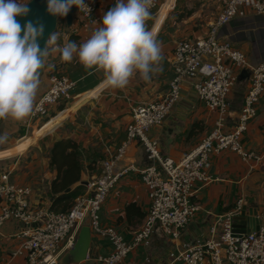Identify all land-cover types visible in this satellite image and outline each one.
<instances>
[{
    "label": "crops",
    "instance_id": "0c3cea01",
    "mask_svg": "<svg viewBox=\"0 0 264 264\" xmlns=\"http://www.w3.org/2000/svg\"><path fill=\"white\" fill-rule=\"evenodd\" d=\"M167 1L162 5L153 26H149L150 20L147 21L148 29L153 31L155 36L172 5L173 11L169 16L171 28L175 24L178 26L180 23L188 22L197 10L207 5V0ZM114 4L115 0H101L94 30L101 26L103 15ZM180 13H190V16L180 20L178 16ZM218 15L212 20L209 18L206 35L210 23H213ZM72 27V34L79 37L76 41L78 45L92 34L87 28L78 31L74 24ZM185 35L195 34L187 31ZM168 36V33L165 35L162 32L156 36L163 47L162 73L154 76L151 83H145L137 74L122 90L107 87L102 71L85 70L75 57L70 63L63 62L60 52L53 50L55 46L49 48L45 67L40 74L36 100L48 89L51 73L64 75L76 82L75 90L68 98L79 100L51 118L40 129H38L40 121L31 119L30 116L22 122L10 118L0 120V135L6 133L8 136L7 142L0 144V159L14 156L11 157L9 166L3 163L2 167L3 169L7 167L6 170L11 172L10 180L16 185L34 187L30 197V205L34 211H45L50 207L49 185L54 174L47 167L48 153L43 163H40L41 157L32 162L28 160L27 155H15L22 154L37 139L62 122L49 133L50 144L47 151L49 152L52 141L57 138H72L80 145L83 170L78 185L83 187V193L87 192V183L99 175L101 162L108 155L114 154L124 142L126 127L131 121L132 108L141 103L159 100L166 93L173 77L171 59L177 42L170 40ZM218 36L229 41L234 49L241 51L251 65L264 61V14L257 15L252 10H246L244 17L235 18L221 27ZM68 39L69 37H63L57 43L62 47ZM49 65H52L51 69ZM236 74L237 80L228 95L229 109L222 129L224 133H229L235 127L250 86V74L247 73V69L236 71ZM240 75L243 77L239 78ZM55 106L49 109L48 114L55 110ZM256 110L257 115L249 121L241 143L244 149L261 153L264 151V95L256 104ZM215 120L216 115L209 112L198 100L193 89V80H188L182 85L180 99L171 113L160 126L149 130L148 137L158 142L161 156L179 161L184 153L196 147L213 130ZM33 131V135L30 136ZM28 151H34L35 156L42 154L39 147ZM90 162H93L92 170L87 169ZM129 164L140 168L150 164L143 148L137 143L127 148L125 157L118 163V167ZM209 175L211 180L208 183L196 184L193 189L192 202L200 209L182 229L180 237L178 239L167 237L156 227L151 237L130 252L122 264H184L176 259L177 255L188 247L202 242L208 235L214 217L231 211L240 199L243 200L247 213L256 210L257 215L264 214V160L244 162L237 154L228 151L213 154L210 156ZM149 205L148 191L140 176L129 171L116 183L102 205L101 225L114 229L124 240L131 241L134 233L141 228ZM19 227L14 221H8L0 227V264H24L22 257L11 258L12 251L20 243L15 237ZM110 252L111 246L104 237L92 235L84 264H98L96 258Z\"/></svg>",
    "mask_w": 264,
    "mask_h": 264
},
{
    "label": "built area",
    "instance_id": "2783aa9c",
    "mask_svg": "<svg viewBox=\"0 0 264 264\" xmlns=\"http://www.w3.org/2000/svg\"><path fill=\"white\" fill-rule=\"evenodd\" d=\"M100 2L84 0L89 12L75 7L73 24L84 25L92 33ZM159 5V0H152L151 12ZM246 10L264 14V0H227L217 19L210 23L206 36L176 42L171 59L173 77L166 93L159 100L132 108L124 142L101 162L99 175L87 183V192L75 198L69 212L30 209L32 189L13 183L9 170L0 174V227L8 221L20 226L15 234L20 243L12 251V259L22 257L24 264H60V258L72 247L79 229L87 225L91 235L104 237L111 246L108 255L96 258L97 263L122 264L130 252L151 237L156 227L167 237H180L182 229L200 209L192 202L195 185L211 180V155L228 151L244 162L264 160V151L246 150L241 143L249 121L257 115L256 104L264 95V61L251 65L241 51L218 36L221 27L244 17ZM246 69L250 70L249 89L235 127L224 133L228 95L237 80L236 71ZM188 80H193L198 100L216 115V120L213 130L196 147L174 161L160 155L158 142L149 138L148 132L165 121L180 99L182 85ZM75 87L76 82L68 77L51 74L49 87L37 98L31 119L41 121L49 109L67 98ZM133 143L143 148L150 164L141 168L133 164L119 168L118 163ZM129 171L140 176L150 205L141 228L131 241H126L114 229L101 225L100 211L110 191ZM242 207L240 199L231 211L215 216L207 237L179 253L176 259L184 264H264V214L257 215V231L236 232L233 217L241 213Z\"/></svg>",
    "mask_w": 264,
    "mask_h": 264
},
{
    "label": "clouds",
    "instance_id": "9594fccd",
    "mask_svg": "<svg viewBox=\"0 0 264 264\" xmlns=\"http://www.w3.org/2000/svg\"><path fill=\"white\" fill-rule=\"evenodd\" d=\"M26 5L21 0H0V120L22 122L33 114L40 74L52 46L63 62L75 57L85 70L102 71L104 84L111 89L126 88L137 74L151 83L163 71L162 43L147 27L152 0H115L86 41L79 45L66 41L60 47V36L53 32L43 49L38 43L43 25L29 21L22 27L16 19L28 14ZM73 6L90 11L84 0H48L47 11L64 17ZM7 140L6 133L0 135V144Z\"/></svg>",
    "mask_w": 264,
    "mask_h": 264
},
{
    "label": "trees",
    "instance_id": "16d2710c",
    "mask_svg": "<svg viewBox=\"0 0 264 264\" xmlns=\"http://www.w3.org/2000/svg\"><path fill=\"white\" fill-rule=\"evenodd\" d=\"M226 1L227 0H225L223 7ZM178 16L179 19L182 20L185 16H190V13H180ZM78 38V36L69 33L68 41L76 42ZM66 99H68V97L57 103L52 113L42 118L39 127H42L51 118L70 107V104H68L69 100ZM81 156L80 145L72 138H57L52 141L47 156V167L54 174L49 185V194L51 198L49 211L69 212L75 198L83 194V187L78 185L81 182L83 170ZM92 165L93 162H90L87 169L92 170ZM5 170V168H0V172H4ZM67 189H70V191L66 192Z\"/></svg>",
    "mask_w": 264,
    "mask_h": 264
},
{
    "label": "water",
    "instance_id": "95a60500",
    "mask_svg": "<svg viewBox=\"0 0 264 264\" xmlns=\"http://www.w3.org/2000/svg\"><path fill=\"white\" fill-rule=\"evenodd\" d=\"M47 3L48 0H30L26 5L29 9L28 14L26 16L16 18L22 27L29 21L37 26L43 25L44 32L42 37L38 41L41 49L45 47L48 37L55 31L57 20L59 18V16H53L48 13ZM74 9L75 6H73L69 10L68 14L63 17L65 19L67 27L72 26ZM22 34L23 33H21V35ZM242 77L243 75L239 76V78ZM61 123L47 132L45 135L53 132ZM69 191L70 189H67L66 192ZM256 212L257 211L255 210L253 213H247L246 207L243 206L241 209V213L233 217V227L235 231L241 233L257 231L259 229V221L257 219ZM91 238L92 235L90 228L87 225H83L79 229L77 238L72 247L68 249L60 258V264H76L86 261L91 244Z\"/></svg>",
    "mask_w": 264,
    "mask_h": 264
},
{
    "label": "rangeland",
    "instance_id": "374dc122",
    "mask_svg": "<svg viewBox=\"0 0 264 264\" xmlns=\"http://www.w3.org/2000/svg\"><path fill=\"white\" fill-rule=\"evenodd\" d=\"M28 1H30V0H21V2H28ZM166 1L167 0H159V4H160L159 7L157 9H154L151 12L152 13V19H150V21H149V26L150 25L153 26L154 21H155L157 15H158L162 5L165 4ZM224 2H225V0H207V5L205 6V8H201V9L197 10V12L194 14V16H193V18L191 20H189L188 22L186 21V23H180L178 26H176V24H175L171 28V26H170L171 25L170 24L171 18L169 19V16L171 15V12L173 11V9H172L173 5H172L171 9L168 11V13H167V15H166V17L164 19L165 22L163 21V24L161 25L157 35H159L161 32L163 34H165V35H167V33H168V35H169L168 37L170 38V40H174V41H180V40H183V39L194 40V39L201 38V37L206 35L205 33L207 31V28H208L207 25H208V22L210 20L209 18H211V20H212V19H214V16H217L219 14V11L221 12ZM75 16H76V13L74 12L73 13V18L74 19H75ZM83 28H84V25H80L79 27H77V30L80 31V30H83ZM72 31H73V27L72 26L71 27H67L65 19L63 17H60L58 19L57 26H56V29L54 31V32H57L59 34L60 39H63V37H69V33H72ZM187 31H191L195 35L194 36L185 35ZM59 40H58V42H59ZM247 73L250 74V70L249 69H247ZM73 91H71L69 95H72ZM69 95H68V97H69ZM66 100H69V98L66 99ZM78 100L79 99H75V100L70 99L68 104H70V107H71ZM40 128L41 127H38V129H40ZM33 133H34V131L30 134V136H32ZM49 144H50V136H49V134L47 136L43 135L42 137L37 139V141L35 143H33L30 147L27 148L28 150L29 149H35L37 147L41 148L42 149L41 156L40 155L35 156L34 155V151H28L27 149L22 154H17L15 156L27 155L28 156V160L30 159V160H32V162H33V160L37 161L38 158L41 157V158H39V159L42 160V161H40V163H43L44 162L43 159L46 158L47 153H48L47 150L49 148ZM11 157H14V156H11ZM11 157L0 159V168L2 167L3 163L4 164L6 163V165L9 166L10 161H12ZM27 163H29V161ZM6 169H7V167H6ZM1 173L2 172H0V174ZM30 188L32 189V192H33V188L34 187H30ZM41 191H43V190H40V192ZM30 209H33V207L30 206Z\"/></svg>",
    "mask_w": 264,
    "mask_h": 264
}]
</instances>
